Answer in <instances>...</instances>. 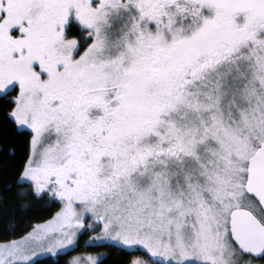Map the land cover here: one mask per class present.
Here are the masks:
<instances>
[{
  "label": "snow or ice",
  "instance_id": "1",
  "mask_svg": "<svg viewBox=\"0 0 264 264\" xmlns=\"http://www.w3.org/2000/svg\"><path fill=\"white\" fill-rule=\"evenodd\" d=\"M0 112V264H264V0H0Z\"/></svg>",
  "mask_w": 264,
  "mask_h": 264
},
{
  "label": "trees",
  "instance_id": "2",
  "mask_svg": "<svg viewBox=\"0 0 264 264\" xmlns=\"http://www.w3.org/2000/svg\"><path fill=\"white\" fill-rule=\"evenodd\" d=\"M4 117L3 112H0V128L4 126ZM13 146L12 140H5L2 137H0V148H3L4 150H8ZM5 161L3 159H0V167L4 165ZM15 179L14 174L9 173L4 178L3 174L0 173V190L3 189L5 183H11ZM24 204L31 205L33 211L30 215L24 217L20 223V228L23 229L25 232L27 230H30L27 226L38 223V222H44L45 220L51 218L52 215L55 214L56 211H58L57 207H46L45 202L37 201L33 198H29L27 200L20 199L18 197L13 196L12 194H8V200L7 202H0V239L5 238V229L4 225L7 221L12 219L11 212L9 210L11 209H18ZM19 234H23L21 232H18ZM8 238H15V237H8ZM87 239V237H85ZM93 251H111L112 257L109 260V264H121V261L124 259L123 255H121L117 250H112L108 248H99V249H92ZM76 253H70L68 257H64L61 260V264H66L67 259L70 258L71 255H75Z\"/></svg>",
  "mask_w": 264,
  "mask_h": 264
}]
</instances>
